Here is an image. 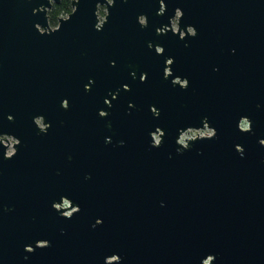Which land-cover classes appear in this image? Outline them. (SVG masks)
<instances>
[{
	"label": "water",
	"instance_id": "water-1",
	"mask_svg": "<svg viewBox=\"0 0 264 264\" xmlns=\"http://www.w3.org/2000/svg\"><path fill=\"white\" fill-rule=\"evenodd\" d=\"M71 4L0 0V264H264V0Z\"/></svg>",
	"mask_w": 264,
	"mask_h": 264
},
{
	"label": "flooded vegetation",
	"instance_id": "flooded-vegetation-1",
	"mask_svg": "<svg viewBox=\"0 0 264 264\" xmlns=\"http://www.w3.org/2000/svg\"><path fill=\"white\" fill-rule=\"evenodd\" d=\"M74 1L75 0H58V2H56L55 0H49L50 7L45 8V17L47 18L46 24H47L49 29L47 27L44 29V28H41L40 26H38L39 32L41 34H43L44 32H46V34H49V30L51 32H55L58 29L59 25H60L59 19L61 18L62 20H67V19H69V15H71L73 13L74 7H73V5L71 3L74 2ZM107 1L110 2V0H107ZM96 14H97V21H98L97 27H98L105 21L106 6L105 5H98ZM179 16H180V14L177 12L175 17L173 19H171V27H172V30H173L174 33H177V29H178L177 24H178V17ZM139 23L142 24V25H145V18L144 17H139ZM188 31L190 33H192V31L190 29ZM161 32H163V30L162 31L157 30V34H160ZM183 36H184V34L181 32L180 37L183 38ZM155 50H156L157 54H160L162 52V49L158 48V47ZM81 55H83V53H81ZM171 62H172L171 59H166V61H165V66H166V68L164 70V77L165 78L169 74L168 66H169V64ZM111 65H114V62L111 63ZM131 75H133V73H131ZM144 77H145V74H142L141 81L144 80ZM88 82H90L91 85L93 84L92 80H88ZM173 83H178L181 86L185 85V82L179 81V79H175L173 81ZM121 87L123 89H125V91L129 90L127 85H121ZM83 88L85 89V92L87 93L88 89L90 88V85L89 84L87 85V83H84ZM117 90L120 91L119 88H117ZM107 94L110 95V91H108ZM114 94L117 95V92L116 91L112 92V94L110 96L111 99H115L116 98V96ZM104 103L108 107L111 106L109 101H108V99H106V98L104 100ZM66 104H67V101L65 99H63L62 102H61V106L64 107L65 110H68V106ZM128 106H130L132 108L134 107L131 103H129ZM151 110H152V112H155L153 110V108ZM126 113H129V111L126 110ZM106 114H108V113H106V111H103V110L99 111V116L100 117H103ZM33 120H34L36 126L41 128V129H39L40 131H45L44 129L48 127V123H46V124L42 123L43 122V117L42 116L34 117ZM204 127H205V125H204ZM185 132H183V133H185ZM183 133H181L180 136ZM159 135H160L159 131L156 134H152V138L154 136H157V142L154 141V144H158ZM153 140H154V138H153ZM106 141H110L109 138H107Z\"/></svg>",
	"mask_w": 264,
	"mask_h": 264
},
{
	"label": "built area",
	"instance_id": "built-area-1",
	"mask_svg": "<svg viewBox=\"0 0 264 264\" xmlns=\"http://www.w3.org/2000/svg\"><path fill=\"white\" fill-rule=\"evenodd\" d=\"M242 127H245V123L241 124ZM212 135V130L205 125L203 129L199 130H187L185 133H183L178 140V143L182 146H186L187 142L190 140H194L196 138L201 137H209ZM154 141L157 142V136H154ZM1 141L5 144V139L8 141V150L7 155L11 154L13 151V144H15V140L9 137H0Z\"/></svg>",
	"mask_w": 264,
	"mask_h": 264
},
{
	"label": "rangeland",
	"instance_id": "rangeland-1",
	"mask_svg": "<svg viewBox=\"0 0 264 264\" xmlns=\"http://www.w3.org/2000/svg\"><path fill=\"white\" fill-rule=\"evenodd\" d=\"M11 152H13V151H11Z\"/></svg>",
	"mask_w": 264,
	"mask_h": 264
}]
</instances>
